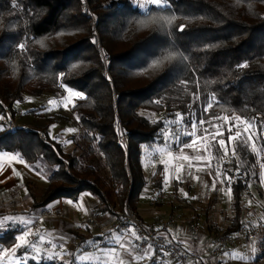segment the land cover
Here are the masks:
<instances>
[{
    "label": "trees",
    "instance_id": "16d2710c",
    "mask_svg": "<svg viewBox=\"0 0 264 264\" xmlns=\"http://www.w3.org/2000/svg\"><path fill=\"white\" fill-rule=\"evenodd\" d=\"M15 3L0 0V116L15 115L25 94L68 86L84 97L72 107L83 130L74 153L49 137L48 124L9 129L0 120V151L53 167L32 209L90 192L99 200L96 212H135L147 185L143 146L163 143L166 122L177 113L199 117L212 96L209 115H238L264 128V0H166L147 9L133 0ZM259 139L264 148L262 133ZM162 169L153 175L158 188ZM249 180L240 175L231 183L232 221L217 228L224 235L243 230ZM5 214L0 244L10 248L17 230L3 223ZM258 245L256 263L264 238Z\"/></svg>",
    "mask_w": 264,
    "mask_h": 264
},
{
    "label": "rangeland",
    "instance_id": "374dc122",
    "mask_svg": "<svg viewBox=\"0 0 264 264\" xmlns=\"http://www.w3.org/2000/svg\"><path fill=\"white\" fill-rule=\"evenodd\" d=\"M133 1L140 6L143 5L141 6L143 9H147L152 5L147 3L146 0ZM68 90L79 92L83 96V93L68 86L61 87L57 93L46 91L41 95L25 94L23 101L16 105L18 113L16 112L15 115L8 113L7 116H0L2 117L0 120H3L4 125L9 129H11L13 125L36 128L48 124L49 137L60 141L64 151L74 153L76 151V143L81 140L80 134L83 130L78 122L76 114L72 110L77 98H70ZM53 100L57 101V103L50 104L49 101ZM146 115L151 118H160L164 116V113L162 115H157L153 112H148ZM199 115L198 117L196 112H194L192 120L190 121L184 116L183 124H189L191 121H199L202 116L205 120L211 117H227V120L219 119L212 121L213 124L223 125L224 134L223 136H217L216 140L224 139L226 143L228 142V125L236 122V117L247 120L238 115H209V113L205 115L203 111ZM50 116L53 117L51 121L48 120ZM170 120L173 119L170 118L167 121ZM252 122L255 125L253 131L256 133L254 137L256 140V147L261 151L259 157L252 151L251 141L248 142L247 146L243 141L231 142L227 145L228 155L226 157H224V151L221 149L220 145L212 142L211 137H208L209 142H211L209 153L205 152L203 145L200 143L193 148L180 147V145L176 143H171L168 147H165V135L169 133L178 132L180 134L181 145L186 140L191 139V137L184 135L185 131H191L190 128L185 129L183 124L177 127L176 125H168L166 123L163 129L164 142L155 144L152 147L143 146L142 160L147 179V185L144 191L150 186L152 191H150L149 194L151 195L145 197L144 195L147 192L143 191L140 200H144L142 203H139V200L135 212L129 210L121 214L115 207L114 210H116L117 213L114 214V216L115 219H118L119 226L125 224L135 225L138 234L141 236V228L132 222L129 223L126 221V218L132 214L136 216L137 219L141 220L147 228H150L158 234L153 227V223L145 217L157 214L155 211H162V213L165 214L164 222L168 223V225L171 222H187L190 228L195 226L191 229L193 232H195L197 228L205 234H209L216 243L221 236H224L222 231L217 228L227 227L231 223L234 214L232 189L231 195L229 196L227 194V180L225 179L223 183H221L220 180H216L215 188H213V179L216 177L217 170L232 177V181L240 175L249 176L250 180L243 194L242 202L244 227L243 230L230 235L232 244L220 252L225 253L230 251L228 255L229 260L226 262L222 261L221 263L264 264V258L257 263L255 260L259 252L258 242L264 238V182L261 180V174L264 173V168L261 167V164H264V148L259 139L261 133L264 136V128L260 131L257 123L255 121ZM204 127H208L210 131H215V129L211 128L208 124H205ZM242 127L243 125H241V128ZM69 129H74L75 131L69 132L67 131ZM235 130V128L232 129L233 132H235ZM202 135L203 128H199L197 130V138L199 139ZM43 137H46L45 133H43ZM184 138L186 140L182 141ZM244 139H246V137ZM233 148L236 152L235 156L232 155ZM162 149L163 152H161ZM169 151L171 153L170 155ZM206 155L209 156L207 163L210 166H205L204 161L184 159V157L194 158L198 156L204 157ZM218 157H224V159H218ZM103 160L102 156H100L99 159L97 158V161H100L99 164H103ZM190 163L193 165L191 168H189ZM38 164L43 177L48 178V175L53 171V167L49 166L44 159H41ZM159 164L163 166L161 171L163 175L162 188L153 185V175ZM165 164L168 165V172H165ZM180 165H183V168L176 173L174 169L180 168ZM237 165H239L238 171ZM151 175L152 178L149 181L148 179ZM166 178L168 180L167 184H165ZM88 194L91 193L88 192ZM83 225L84 223L82 222L81 228ZM179 245L192 256L188 249L182 244ZM140 246L142 245L140 244ZM253 248H255L254 252ZM212 254H214L213 250ZM219 254H215V256ZM168 256L175 260L170 254ZM233 256H242L244 259H233ZM81 260L85 261L83 259ZM14 264L17 263L14 262Z\"/></svg>",
    "mask_w": 264,
    "mask_h": 264
},
{
    "label": "crops",
    "instance_id": "0c3cea01",
    "mask_svg": "<svg viewBox=\"0 0 264 264\" xmlns=\"http://www.w3.org/2000/svg\"><path fill=\"white\" fill-rule=\"evenodd\" d=\"M9 156H17L18 159L10 160ZM20 160L22 159L14 153L0 151V213L6 212L2 221H5L6 226H15L17 236L21 235L23 230L28 227L31 233L27 237L29 241L38 242L39 237L43 236L45 243H37L41 252L37 260L32 259L35 255L34 249L24 247L18 249L15 263L39 262L48 259L47 257L53 255L54 252L61 251L47 243L51 240L55 244L63 243V251L70 254L56 259L71 261L79 257L78 264H99L98 249L106 250L115 246L108 244L102 238L111 236L114 240V234L127 228L129 224L119 226L118 219H115L114 216L117 213L116 210L112 213L96 212L99 201L88 192L82 193L78 201L60 198L47 206L32 209L34 197L40 196L47 186L48 180L43 177L38 163L32 164L23 160L20 162ZM151 178L152 175L148 180L150 181ZM150 191L152 188L148 186L144 191L147 192L144 196L151 195ZM143 200L141 199L139 203H142ZM155 213L157 214L145 218L153 223L156 231L159 230L157 231L159 235L166 234L169 239L175 236L178 240L185 241L182 245L192 254L191 264H222V261L229 260L230 251L217 256L212 254L216 243L209 234H205L197 228L193 232L191 229L195 226L190 228L187 222H171L168 225L164 222L165 214L162 211H155ZM82 222L84 225L81 228ZM62 237L67 239L63 240ZM125 239H131L130 234ZM88 241H99V244L90 245L87 243ZM5 248L0 244V250ZM25 257H27L26 261ZM123 259L126 264H157L158 259L162 261V264H176L171 257L162 256L161 252L157 250L151 259L137 262L132 255L128 254H123Z\"/></svg>",
    "mask_w": 264,
    "mask_h": 264
},
{
    "label": "snow or ice",
    "instance_id": "6c2138e0",
    "mask_svg": "<svg viewBox=\"0 0 264 264\" xmlns=\"http://www.w3.org/2000/svg\"><path fill=\"white\" fill-rule=\"evenodd\" d=\"M147 3L156 5L157 7H161L165 5L166 0H146ZM16 6L15 0H13V7ZM143 6V5H141ZM170 23V21H169ZM183 25L180 27V31H183ZM21 49L24 48L23 45L19 46ZM247 65H241V67H246ZM183 83V82H182ZM69 97L70 98H80L83 99L84 97L79 93L75 91L68 90ZM198 99V97H197ZM49 103H57V101H49ZM216 103L215 97L212 96L208 99L207 103L204 105L203 112L205 115L208 114V111L213 108L214 104ZM2 119V117H0ZM224 119L227 120V117H211L208 120H205L202 116L199 121H191L189 124H183L184 120V114L177 113L175 120L167 121L166 123L168 125H176L177 127L181 126L183 124V127L185 129H191V131H185L184 135L191 137L190 140H186L182 145L180 144V134L177 133H169L165 135V147H168L171 143H176L180 145V147H188L193 148L198 143L202 144L204 147V150L206 153L210 152L211 142H209L208 137L212 138V142L218 143L221 147V149L224 151V157L228 155V147L227 145L230 144L233 141H243L244 144L247 146L248 142L251 141V149L256 155L259 157L261 154V151L257 149L256 147V140L254 137L256 136V133L253 131L255 125L252 121L243 120L239 117H236V122L231 123L228 125V142L224 139L216 140L217 136H223V125H217L213 124V120H219ZM205 124L210 125L211 128H214L215 131H210L208 127H204ZM241 125L243 127L241 128ZM199 128H203V135L197 138V130ZM235 128V132L232 131V129ZM69 132L75 131L74 129L67 130ZM246 137V139H244ZM163 152V149L161 150ZM169 151V155H170ZM232 155L235 156L236 152L233 148ZM224 157H218V159H224ZM8 159L10 160H17V156H9ZM186 160H192L195 159L197 161H204L205 166H210L207 161L209 159V156L206 155L204 157H184ZM20 162H23L20 160ZM193 165L190 163L189 168H191ZM261 167L264 168V164H261ZM183 168V165H180V168L174 169L176 173L180 171V169ZM239 165H237V171H238ZM165 172H168V165L165 164ZM19 175V173H17ZM178 178V176H177ZM227 180L228 182V195H231V181L232 177L227 176L226 173L221 172L220 170H217L216 177L213 179V188H215L216 180H220L221 183L224 182V180ZM261 180L264 182V173L261 174ZM168 183L167 178L165 179V184ZM27 224V222H25ZM159 231V230H157ZM30 229L26 227L21 235H18L16 237V243L15 246L11 249H2L0 250V264H14L16 257V252L18 249L24 247V248H32L35 250V255L32 257L33 260H37L40 257V248L37 247V243L43 244L45 243V238L43 236L39 237V241H29L27 237L30 235ZM131 236V239H125L127 236ZM164 239L165 245H173V244H184L185 241L178 240L175 236H172L171 239L166 234H162ZM61 239L66 240V237H62ZM102 239L106 240L108 244H114V247H109L106 250L105 249H98V252L100 255L98 256L99 264H126V261L123 259V254L132 255L133 259L137 262L142 261L144 259H151V257L155 254L157 245H154L152 243H148L149 237L147 236H140L138 234V230L136 229L135 225H129L127 228L120 230L118 233L114 234V240L112 237H103ZM139 242V243H137ZM48 244L52 245L53 248H59L61 251L54 252L53 255L48 256L47 258L49 260H54L58 257H62L63 255H70L67 252H64V244H55L54 241H47ZM88 244H99V241H88ZM140 244H146V247H141ZM185 250H181L180 254L183 255ZM255 251V248H253V252ZM160 252L162 256H168L171 252V247L165 248L163 245L160 246ZM233 259H239L243 260L244 257L242 256H233ZM27 260V257H25V261ZM79 257H76L72 264H78ZM157 264H162L161 260H157Z\"/></svg>",
    "mask_w": 264,
    "mask_h": 264
},
{
    "label": "built area",
    "instance_id": "2783aa9c",
    "mask_svg": "<svg viewBox=\"0 0 264 264\" xmlns=\"http://www.w3.org/2000/svg\"><path fill=\"white\" fill-rule=\"evenodd\" d=\"M18 127L17 125H13L11 129ZM126 221L129 223H134L137 226L141 228V236H147L149 237L148 243H152L154 245H157V250L160 251V246L163 245L166 249L171 247L170 255L175 259L176 264H191V258L192 256L179 244H173L171 246L164 244L163 236L156 234L154 231H152L150 228H147V226L139 219L136 218V216L130 214L126 218ZM232 244V238L230 235H224L221 236L217 242L216 246L213 249L214 254H219L224 249L228 248ZM142 246L146 244H141ZM185 250L184 254L181 255L180 251Z\"/></svg>",
    "mask_w": 264,
    "mask_h": 264
}]
</instances>
